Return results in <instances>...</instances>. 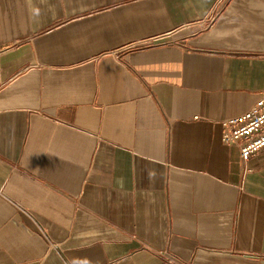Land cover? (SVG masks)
Here are the masks:
<instances>
[{
  "label": "crops",
  "instance_id": "0c3cea01",
  "mask_svg": "<svg viewBox=\"0 0 264 264\" xmlns=\"http://www.w3.org/2000/svg\"><path fill=\"white\" fill-rule=\"evenodd\" d=\"M264 0H0V264H264Z\"/></svg>",
  "mask_w": 264,
  "mask_h": 264
},
{
  "label": "built area",
  "instance_id": "2783aa9c",
  "mask_svg": "<svg viewBox=\"0 0 264 264\" xmlns=\"http://www.w3.org/2000/svg\"><path fill=\"white\" fill-rule=\"evenodd\" d=\"M222 140L237 145L241 158L248 161L264 148V93L247 111L222 121Z\"/></svg>",
  "mask_w": 264,
  "mask_h": 264
}]
</instances>
